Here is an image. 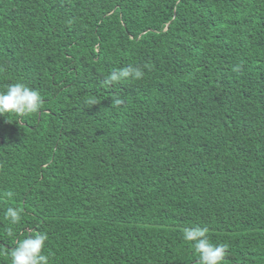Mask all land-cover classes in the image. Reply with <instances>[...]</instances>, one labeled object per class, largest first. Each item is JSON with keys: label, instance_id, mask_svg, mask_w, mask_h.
I'll list each match as a JSON object with an SVG mask.
<instances>
[{"label": "trees", "instance_id": "obj_1", "mask_svg": "<svg viewBox=\"0 0 264 264\" xmlns=\"http://www.w3.org/2000/svg\"><path fill=\"white\" fill-rule=\"evenodd\" d=\"M0 67L44 98L0 116V264H197L194 226L264 264V0H0Z\"/></svg>", "mask_w": 264, "mask_h": 264}, {"label": "clouds", "instance_id": "obj_2", "mask_svg": "<svg viewBox=\"0 0 264 264\" xmlns=\"http://www.w3.org/2000/svg\"><path fill=\"white\" fill-rule=\"evenodd\" d=\"M0 71L3 68L0 67ZM144 76L143 70L139 66L128 65L118 70L112 71L104 79V83L112 85L123 80H140ZM99 101L92 100V104ZM114 103L119 104L118 98H114ZM44 98L37 89L26 86L22 82L9 84L6 89L0 90V116L11 115L17 118L15 122L23 121V118L42 110ZM9 122H13L9 120ZM0 196L8 199L13 198L14 192L11 190L0 193ZM22 210L19 207L9 206L4 211V218L10 225L18 226L22 222ZM8 236L15 235V228L7 229ZM47 232H38L29 235L23 240H17L15 247L8 253L11 264H51L50 256L45 254ZM183 240L192 242L195 252L198 254L197 264H223L228 252V244L212 243L210 241L209 229L207 227L194 226L183 230Z\"/></svg>", "mask_w": 264, "mask_h": 264}]
</instances>
